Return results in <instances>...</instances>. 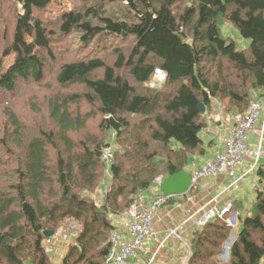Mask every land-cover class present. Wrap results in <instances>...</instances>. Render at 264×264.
Returning a JSON list of instances; mask_svg holds the SVG:
<instances>
[{
	"label": "trees",
	"instance_id": "16d2710c",
	"mask_svg": "<svg viewBox=\"0 0 264 264\" xmlns=\"http://www.w3.org/2000/svg\"><path fill=\"white\" fill-rule=\"evenodd\" d=\"M9 2L15 20L0 57V91L14 92L21 80L41 83L56 59L57 37L77 36L81 50L59 67V89L42 105L31 104L40 119L29 123L5 112L0 264H53L45 232L67 221L78 224V237L62 264H103L115 221L135 196L158 177L186 169L190 154L202 148L212 100L243 114L264 89V0H81L56 16L54 29L43 13L55 0ZM226 25L248 45L241 48ZM117 38L132 39L129 52ZM109 48L117 54L113 64L98 55ZM156 69L166 73L159 89L145 85ZM111 133L118 149L99 201L107 181L102 150ZM257 177L253 209L240 218L229 264L264 260V163ZM232 231L220 217L198 226L187 264H219Z\"/></svg>",
	"mask_w": 264,
	"mask_h": 264
},
{
	"label": "crops",
	"instance_id": "0c3cea01",
	"mask_svg": "<svg viewBox=\"0 0 264 264\" xmlns=\"http://www.w3.org/2000/svg\"><path fill=\"white\" fill-rule=\"evenodd\" d=\"M264 105V89L258 93ZM207 110V109H206ZM206 112V111H205ZM242 114L234 108H227L218 98L212 100L211 109H208L207 126L201 133L204 141L201 149L190 154V162L186 170L191 174L212 160L218 152L224 151L225 140L231 128ZM115 135V134H114ZM258 136V137H257ZM115 142V137L110 136ZM252 141L262 139L264 145V110L261 124ZM251 141V140H250ZM260 163H264V156ZM107 171V181L102 183L97 193L101 201L111 182V173ZM246 164L240 166L235 176L223 173L219 176L205 178L199 181L195 188L188 193L178 195L169 204L159 210L155 218L156 237L148 241L145 251L138 257V264H149L158 247L159 251L151 264H187L191 254V244L194 231L198 227L193 221H188L190 215L201 216L206 210L213 207H223L228 202H233L234 232L240 227V218L250 213L247 204L256 199L258 187L257 168L248 173ZM241 178L238 187L233 185L236 178ZM161 191V185L155 183L143 191L144 195H152ZM248 202V203H247ZM255 202V201H254ZM176 232L173 233V232ZM237 237V235H235ZM190 247V251H189ZM264 262V260H263Z\"/></svg>",
	"mask_w": 264,
	"mask_h": 264
},
{
	"label": "built area",
	"instance_id": "2783aa9c",
	"mask_svg": "<svg viewBox=\"0 0 264 264\" xmlns=\"http://www.w3.org/2000/svg\"><path fill=\"white\" fill-rule=\"evenodd\" d=\"M154 76L159 80H165L166 73L161 69H156ZM263 110L262 99L257 98L250 103L246 112L231 128L225 140L224 151L218 152L212 160L192 173V188H195L199 181L205 178L219 176L223 173L235 176L237 170L244 164L248 167V173L256 170L264 156V145L262 139L255 146H250L248 142L250 136L258 130L261 124ZM115 152L116 148L112 143L103 148L102 158L107 168L113 164ZM163 180L164 177L160 176L156 183L161 185ZM240 181V177L234 179L233 185L238 187ZM177 196V194H166L162 191L147 196L143 192L137 194L124 214L115 221L111 246L103 264H138V257L145 251L148 241L156 237L157 213ZM233 213V202L230 201L223 207L206 210L201 216L192 214L188 221H193L196 226H203L212 218L220 217L225 218L230 226H235ZM173 233L176 234L175 231ZM77 237V230L64 233L57 231L52 236L44 238V250L47 254H51L56 251L59 241H64L68 245L75 244ZM160 246L149 264L154 261Z\"/></svg>",
	"mask_w": 264,
	"mask_h": 264
},
{
	"label": "rangeland",
	"instance_id": "374dc122",
	"mask_svg": "<svg viewBox=\"0 0 264 264\" xmlns=\"http://www.w3.org/2000/svg\"><path fill=\"white\" fill-rule=\"evenodd\" d=\"M81 0H55L54 5L51 6V8L43 13V20L47 22L49 29H54V23L56 21V16L61 13V11L73 8L74 4L79 2ZM113 9L116 11H120L119 6L113 7ZM15 8L13 5H10L9 0H0V57L3 52V49L5 48V44L9 42L11 39V35L13 33V22L15 20L14 18ZM227 29L228 33L236 40L237 44L243 48L248 45L249 41L243 39L239 32L232 28L229 25H226L224 27ZM77 36L75 35H69V36H62L57 37L55 40H53V52L56 59L54 61H51L47 65V77L41 82V83H35L29 81H19L17 88L12 93H7L5 91H0V137L2 136V131L4 124L7 120L6 117V110L11 109L15 111L19 116L24 117L27 122L31 123L33 119L41 118V115L35 114L33 110L31 109V104L37 103L39 105H42L44 98L52 92L54 89H59L57 84L55 83V79L57 76V73L59 71V67L63 64V62L67 60H72L74 58H78L79 55H77V52L81 50L80 44L77 45ZM132 39H121L117 38L114 40V42L117 44L118 47H120L124 52H129L130 46L132 45ZM113 48L109 49H102L98 51V55L103 57L108 63L113 64L116 61L117 54L112 51ZM87 49H84V52ZM84 55V54H83ZM13 57H8V61L6 60V64L11 62ZM165 80H159L158 77L154 76L151 78V80L146 83L145 85L147 87L153 88V89H159L162 88ZM48 82L52 83V89H49ZM77 87L69 88V90H76ZM97 122L93 123V126H90L91 128H94L97 126ZM256 134L254 132L250 138H249V145L255 146L259 142V139L256 141H252V137ZM115 135L113 133L110 134V136ZM109 136V141L112 140V138ZM258 137V136H257ZM115 140V139H114ZM251 140V141H250ZM116 150L118 149V144L115 142L112 143ZM2 145H0V157L2 155ZM107 169V166H106ZM97 197V196H96ZM255 198L253 201L247 204L248 211H251L253 209ZM77 223L73 221H67L65 222L57 231L61 232H72L74 230L78 229ZM232 227V226H231ZM233 231L230 235H237L236 231L234 232V228L232 227ZM57 231H55L57 233ZM229 237V238H230ZM228 238V240H229ZM237 238V237H236ZM236 238L232 241V243L236 240ZM227 240V241H228ZM226 241V242H227ZM225 242V244H226ZM232 243L230 245V249L232 246ZM224 244V246H225ZM72 244L68 245L64 241H59L56 245V251L48 254V257L50 261L53 264H62L64 261V258L71 247ZM223 246V252L219 256V264H229L230 261V251H229V257L226 259L223 257V254L225 252V247ZM264 264V262H262Z\"/></svg>",
	"mask_w": 264,
	"mask_h": 264
},
{
	"label": "water",
	"instance_id": "95a60500",
	"mask_svg": "<svg viewBox=\"0 0 264 264\" xmlns=\"http://www.w3.org/2000/svg\"><path fill=\"white\" fill-rule=\"evenodd\" d=\"M199 108L203 113H205L206 107L203 103L199 105ZM191 182L192 174L186 169H183L164 178L161 184V191L166 194L183 195L188 193L192 189L193 186ZM54 233V231L45 232V237H50ZM235 238V235L231 236L224 246L225 252L223 254V257H225L226 259H228L229 257L230 245Z\"/></svg>",
	"mask_w": 264,
	"mask_h": 264
}]
</instances>
